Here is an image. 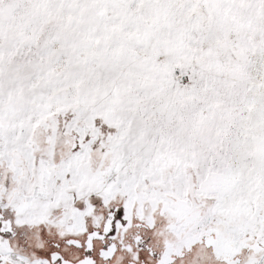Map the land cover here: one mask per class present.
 Here are the masks:
<instances>
[{"label": "snow or ice", "instance_id": "1", "mask_svg": "<svg viewBox=\"0 0 264 264\" xmlns=\"http://www.w3.org/2000/svg\"><path fill=\"white\" fill-rule=\"evenodd\" d=\"M0 264H264V0H0Z\"/></svg>", "mask_w": 264, "mask_h": 264}]
</instances>
